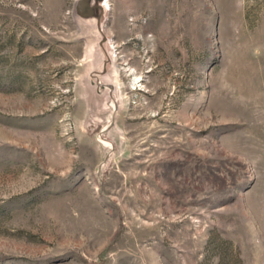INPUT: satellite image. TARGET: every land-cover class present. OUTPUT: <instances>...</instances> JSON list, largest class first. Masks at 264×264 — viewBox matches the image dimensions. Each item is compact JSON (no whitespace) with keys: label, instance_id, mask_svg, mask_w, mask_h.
Returning <instances> with one entry per match:
<instances>
[{"label":"rangeland","instance_id":"rangeland-1","mask_svg":"<svg viewBox=\"0 0 264 264\" xmlns=\"http://www.w3.org/2000/svg\"><path fill=\"white\" fill-rule=\"evenodd\" d=\"M77 1L0 0V264H264V0Z\"/></svg>","mask_w":264,"mask_h":264},{"label":"water","instance_id":"water-1","mask_svg":"<svg viewBox=\"0 0 264 264\" xmlns=\"http://www.w3.org/2000/svg\"><path fill=\"white\" fill-rule=\"evenodd\" d=\"M88 6V0H80V1H77L76 4H75V8L77 10V12L81 15H86L87 13H89L90 9L87 8ZM86 11H84V9H86Z\"/></svg>","mask_w":264,"mask_h":264}]
</instances>
